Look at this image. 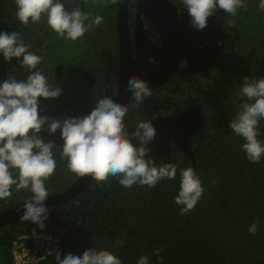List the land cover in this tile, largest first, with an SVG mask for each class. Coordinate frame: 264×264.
I'll return each mask as SVG.
<instances>
[{
    "label": "trees",
    "instance_id": "1",
    "mask_svg": "<svg viewBox=\"0 0 264 264\" xmlns=\"http://www.w3.org/2000/svg\"><path fill=\"white\" fill-rule=\"evenodd\" d=\"M86 1L102 6V0ZM244 2L246 9L224 19L228 38L221 63L205 81L208 87L201 99L205 122L191 145L194 164L179 151L154 159L156 165L178 167L175 179H162L153 188H125L118 177L95 180L67 204L75 229L69 235L51 232L61 240V259L95 249L112 252L121 264H138L142 256L148 257V264H264V156L258 163L250 162L242 149L245 141L229 128L246 99L240 95L243 77H264V9L258 7L259 0ZM259 132L258 139L264 142V119ZM60 161L59 171L45 182L48 195L65 191L78 176ZM189 167L204 192L194 210L181 215L175 197L180 171ZM31 197L28 189L12 190L11 197L0 200V212ZM253 223L254 235L249 232ZM25 233L16 231L6 246H0V264H14L12 242ZM36 264L58 261L53 254Z\"/></svg>",
    "mask_w": 264,
    "mask_h": 264
},
{
    "label": "clouds",
    "instance_id": "2",
    "mask_svg": "<svg viewBox=\"0 0 264 264\" xmlns=\"http://www.w3.org/2000/svg\"><path fill=\"white\" fill-rule=\"evenodd\" d=\"M123 0H104L105 6L122 3ZM86 3V0H85ZM189 16L190 26L203 30L215 12L223 10L232 16L240 8H247L244 0H181ZM16 18L24 25L37 23L46 16L47 25L59 38L73 42L82 38L94 25L103 23V17L80 7L67 10L61 0H15ZM258 7L264 9V0ZM16 31H0V54L5 61L13 58L21 67L29 70L26 79L7 77L0 83V200L11 197L16 190L28 189L32 197L23 205L21 221H31L45 227L49 209L46 181L56 172L57 161L53 153L55 142L45 141L39 133L60 132V158L67 161V169L79 176L91 175L97 181L118 177L125 188L134 185L153 188L162 179H175L177 165L155 164L148 154L149 143L156 138V129L151 120H140L135 130L129 131L125 117L129 109L109 96L100 98L88 115L63 120L41 115L40 99H54L62 89L49 84L38 65L42 57L30 51ZM155 63L154 58H149ZM136 106L145 97L152 95L147 80L132 75L127 82ZM240 95L246 98L238 105L236 115L229 123L233 133L245 141L242 149L250 162L258 163L264 156V142L258 139L259 122L264 119V77L256 79L243 77ZM136 141V143H133ZM204 189L193 168L180 171V189L175 203L182 206L180 214L194 210ZM257 224L249 227L253 235ZM160 250L156 251L159 256ZM58 264H121V260L107 250L88 249L82 255L55 253ZM138 264H148V257H140Z\"/></svg>",
    "mask_w": 264,
    "mask_h": 264
},
{
    "label": "flooded vegetation",
    "instance_id": "3",
    "mask_svg": "<svg viewBox=\"0 0 264 264\" xmlns=\"http://www.w3.org/2000/svg\"><path fill=\"white\" fill-rule=\"evenodd\" d=\"M76 1L61 0L69 11L76 8ZM78 2V7L82 11L102 16L103 23L94 25L82 38L73 42L59 38L48 27L46 16L37 23L21 24L16 18L15 0H0V31L18 32L24 43L30 45L29 50L43 58L38 69L46 76L49 84L62 89V94L58 98L40 99L41 115L60 120L88 115L102 97L109 96L115 100L122 89L121 82H128V79L135 75L133 68L135 61H142L141 68L145 73L146 62L150 57L155 61L161 58L158 50H161L164 43L156 25V20L160 18L159 11L164 10L166 20L167 12L170 13L169 7L172 5L177 11V19L181 21L186 19L190 25V18L181 0H127L126 23L129 40H127L128 45L127 41L123 42L124 50H122L118 32L117 4L105 6L102 0V6L95 7L89 1L85 3V0H78ZM226 15L227 13L222 11L212 16L209 24L213 31H216V35L202 38L198 45L199 50L212 46V56L214 59L215 56L217 57L215 64L210 63L207 71L189 70V64L184 59L165 83L151 88L152 95L145 97L139 106H136L131 93L127 103L129 112L125 117L128 127L135 126L140 120L172 116L187 108L201 107L204 89L208 87L205 81L222 61L224 41L228 38L224 30ZM29 74V70L21 67L16 58L7 62L0 54V83L12 76L18 80L26 79ZM38 135L45 141L55 142L53 153L57 161L56 172H58V165L61 162L60 145L63 143L59 130L51 135L45 130ZM54 176L55 174L50 179ZM12 190L21 193L25 189L17 191L13 186ZM67 204L59 208L70 213L67 217L69 223L61 231L62 234L69 235L76 224ZM15 206L1 211L0 214ZM16 231L22 232L25 229L17 224L1 227L0 246H6Z\"/></svg>",
    "mask_w": 264,
    "mask_h": 264
},
{
    "label": "water",
    "instance_id": "4",
    "mask_svg": "<svg viewBox=\"0 0 264 264\" xmlns=\"http://www.w3.org/2000/svg\"><path fill=\"white\" fill-rule=\"evenodd\" d=\"M170 5V4H169ZM118 32L121 49L124 50L123 42L128 39L127 29V0L118 3ZM170 13L167 12L166 20L164 10L159 11V19L156 20L158 31L163 38V47L160 52L161 58L156 62H146V72L143 73L142 61H135L134 74L141 79L147 80L151 88L159 86L167 81L178 69V65L184 59L187 60L189 70H208L210 63L215 64L217 57L212 56V46L203 50L198 49L200 40L205 37H214L216 31H213L210 20L208 26L203 30L193 29L185 20L177 19L175 7L170 5ZM223 10H217L214 15L221 13ZM160 21V22H159ZM215 28V27H214ZM224 34V33H223ZM226 36V34H224ZM217 45V42L215 43ZM128 45V41H127ZM157 51V52H158ZM140 64V65H139ZM137 65V66H136ZM122 89L116 102L128 103L131 92L127 90V82H121ZM125 88V89H124ZM156 129V138L149 143L148 147L151 152L148 154L151 158L157 159L167 156L169 153L179 151L185 154L194 164L195 155L192 150V141L204 126V116L201 107H191L176 113L172 116L156 117L149 119ZM135 127H129V131H134ZM136 143V141H133ZM95 179L91 175L77 176L74 182L63 192L56 195L48 196L44 202L49 209L48 218L44 221L45 227L41 229L38 224L31 221H21L20 215L23 214L24 203L15 206L0 214V228L4 226L22 225L27 232L35 230L49 231L62 234L63 228L68 225L67 217L69 212L61 210L62 205L67 204L77 195L84 192Z\"/></svg>",
    "mask_w": 264,
    "mask_h": 264
},
{
    "label": "built area",
    "instance_id": "5",
    "mask_svg": "<svg viewBox=\"0 0 264 264\" xmlns=\"http://www.w3.org/2000/svg\"><path fill=\"white\" fill-rule=\"evenodd\" d=\"M59 236L49 231L36 230L16 238L10 252L14 264H36L55 254L60 246Z\"/></svg>",
    "mask_w": 264,
    "mask_h": 264
},
{
    "label": "rangeland",
    "instance_id": "6",
    "mask_svg": "<svg viewBox=\"0 0 264 264\" xmlns=\"http://www.w3.org/2000/svg\"><path fill=\"white\" fill-rule=\"evenodd\" d=\"M36 231V230H35Z\"/></svg>",
    "mask_w": 264,
    "mask_h": 264
}]
</instances>
